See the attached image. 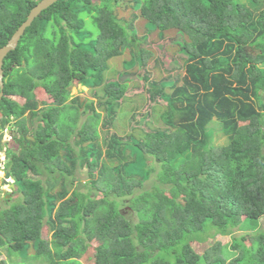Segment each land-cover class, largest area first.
<instances>
[{
    "label": "trees",
    "instance_id": "obj_1",
    "mask_svg": "<svg viewBox=\"0 0 264 264\" xmlns=\"http://www.w3.org/2000/svg\"><path fill=\"white\" fill-rule=\"evenodd\" d=\"M2 67L0 264H264V0H57Z\"/></svg>",
    "mask_w": 264,
    "mask_h": 264
},
{
    "label": "rangeland",
    "instance_id": "obj_2",
    "mask_svg": "<svg viewBox=\"0 0 264 264\" xmlns=\"http://www.w3.org/2000/svg\"><path fill=\"white\" fill-rule=\"evenodd\" d=\"M173 32L172 30H169L168 31V36H171L173 35ZM157 35L156 33H152L151 35V38H156ZM152 45L155 46L157 48V43H155V40H153V42L151 41ZM154 48V49H156ZM127 58L129 59L128 55L124 52L123 54L119 55V56H116L112 59L109 60V64H110V67H113V68H116V69H122V70H125L127 69L126 66H124V60ZM152 77H154V75H152ZM134 92L133 89L130 90L129 94ZM70 93L71 95H76V94H84V95H87L88 97L92 96L89 92V88L87 86H84L80 83H75L71 86V89H70ZM38 95L39 97H44V93L42 94L41 91H38ZM96 101V99H94ZM145 111V108L143 106H140L137 108L136 112L139 114V118H141L140 116L142 115V113H144ZM123 120H119V122H122ZM5 139V138H4ZM9 138L6 136V139L5 140H8ZM223 140L224 138L223 137H220L217 139L216 143H223ZM4 155V152L0 151V158H2L1 156ZM5 162V160H4ZM5 166V165H4ZM80 177L82 178V180L84 181V179L86 178V174L84 172H80ZM8 195H10L8 197ZM7 197V198H11L12 197V193H11V190L8 188L7 185H5V183L3 182V178H2V171H0V201L4 198V197ZM132 216L134 217V215L132 214ZM261 225L264 226V217L261 218ZM43 236H46V237H50V232H47L45 233ZM215 240H219L222 244H225L229 238L228 237H224V236H220V235H217L216 237L214 238H211V239H207L205 242H203L201 245H199V251L203 250L205 247H208L209 245H211ZM2 253V255H0V258H5L7 259L8 256L6 255L5 252L3 251H0ZM20 256V255H19ZM14 261H19L21 260L17 255L14 256L12 258ZM91 259H92V256H91V252L90 250L87 252V254L85 255L84 259H83V262L84 264H91Z\"/></svg>",
    "mask_w": 264,
    "mask_h": 264
},
{
    "label": "water",
    "instance_id": "obj_3",
    "mask_svg": "<svg viewBox=\"0 0 264 264\" xmlns=\"http://www.w3.org/2000/svg\"><path fill=\"white\" fill-rule=\"evenodd\" d=\"M57 0H39L36 5H34L29 13L26 16V19L18 26V28L14 31V33L11 35V37L7 40V42L0 47V99L3 94V86H4V72H3V60L4 57L8 54L9 51L16 48L19 39L24 34L25 29L31 25L34 18H36L44 9L48 8L50 5H52ZM0 158V171H2V178L5 185L8 186V188L13 191L15 188L14 182L12 180L11 174L9 171L6 170V167L4 166V160L5 156H1ZM10 196V195H8Z\"/></svg>",
    "mask_w": 264,
    "mask_h": 264
},
{
    "label": "clouds",
    "instance_id": "obj_4",
    "mask_svg": "<svg viewBox=\"0 0 264 264\" xmlns=\"http://www.w3.org/2000/svg\"><path fill=\"white\" fill-rule=\"evenodd\" d=\"M2 152H4V150H2ZM4 156H5V152H4ZM5 164V163H4ZM12 180H13V178H12ZM13 182H14V180H13Z\"/></svg>",
    "mask_w": 264,
    "mask_h": 264
},
{
    "label": "crops",
    "instance_id": "obj_5",
    "mask_svg": "<svg viewBox=\"0 0 264 264\" xmlns=\"http://www.w3.org/2000/svg\"><path fill=\"white\" fill-rule=\"evenodd\" d=\"M9 197V196H8Z\"/></svg>",
    "mask_w": 264,
    "mask_h": 264
}]
</instances>
